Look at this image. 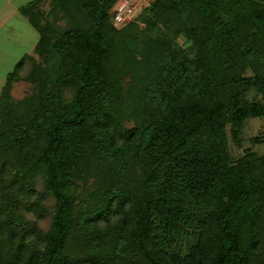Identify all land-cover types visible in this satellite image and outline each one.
Masks as SVG:
<instances>
[{
    "label": "trees",
    "instance_id": "1",
    "mask_svg": "<svg viewBox=\"0 0 264 264\" xmlns=\"http://www.w3.org/2000/svg\"><path fill=\"white\" fill-rule=\"evenodd\" d=\"M119 1L17 9L38 37L0 91V264H264V155L229 151L264 116V0L115 26Z\"/></svg>",
    "mask_w": 264,
    "mask_h": 264
},
{
    "label": "rangeland",
    "instance_id": "2",
    "mask_svg": "<svg viewBox=\"0 0 264 264\" xmlns=\"http://www.w3.org/2000/svg\"><path fill=\"white\" fill-rule=\"evenodd\" d=\"M30 0H0V91L6 75L11 71L16 61L25 53L32 52L37 40L36 30L18 13V7ZM139 1V0H136ZM133 13V18L140 12L139 7ZM31 91V85L20 81L13 85L11 97L20 99ZM264 132V116L249 118L242 129V146L236 147L229 139V151L233 158L243 154L245 148H250L259 155H264V142L255 143L250 139ZM52 199L47 200L48 207H52ZM50 222L48 214L38 219L42 228H47Z\"/></svg>",
    "mask_w": 264,
    "mask_h": 264
},
{
    "label": "built area",
    "instance_id": "3",
    "mask_svg": "<svg viewBox=\"0 0 264 264\" xmlns=\"http://www.w3.org/2000/svg\"><path fill=\"white\" fill-rule=\"evenodd\" d=\"M150 1L152 0H120L114 8V25L118 26L125 21L131 20L133 18V13L136 10V6L141 5L139 7L142 9L147 7Z\"/></svg>",
    "mask_w": 264,
    "mask_h": 264
}]
</instances>
